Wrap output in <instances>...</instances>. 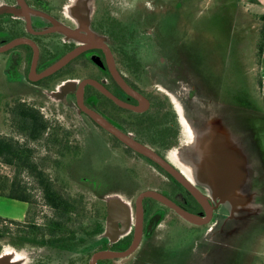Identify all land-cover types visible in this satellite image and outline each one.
I'll list each match as a JSON object with an SVG mask.
<instances>
[{
  "label": "rangeland",
  "instance_id": "obj_1",
  "mask_svg": "<svg viewBox=\"0 0 264 264\" xmlns=\"http://www.w3.org/2000/svg\"><path fill=\"white\" fill-rule=\"evenodd\" d=\"M53 1L58 8V26L66 29L57 31L59 43L87 41L89 37L109 40L125 59L123 69L126 65L133 68L142 87L152 90L175 117L179 116L177 107H181L192 123L193 131L187 135L176 120L177 144L167 153L180 166L188 165L197 179L198 172H204V178L198 180L204 182L207 191L201 188L216 202L217 210L213 220L203 225L193 239L187 236L182 258L176 264H264V202L260 198L264 186V75L260 71L262 60L257 57L264 2ZM191 75H201V93L213 89L214 95L227 100L226 110L235 114V120H243L242 126L246 127L235 126L212 102L197 94L189 96ZM78 79L58 75L33 83L27 75L0 74V137L28 144L36 161L48 156L46 172L52 175L54 186L84 206L74 236L49 243L47 221L52 212L43 204L36 181L22 171L20 178L36 201L26 221L36 223L44 234H39L37 241L27 239L22 252L15 251L9 243H21L19 237L25 235L28 225L0 221V264H30L45 255L69 264L102 249L132 227V205L140 190L122 175L124 183L112 187L118 178L113 160L105 158L99 148L88 154L90 143L100 139L71 95ZM206 81L208 88L204 86ZM15 101L39 109L50 125L47 133L54 129L69 142L71 150L57 166L53 160L61 158L60 148H53L43 139L29 141L12 124L9 108ZM75 145L79 146L77 155ZM195 146L206 153L203 165L190 155ZM15 171L14 166L0 160V176L11 178L18 173ZM120 173L128 175L127 168ZM24 206L5 200L0 209L17 216ZM233 228L238 230L233 233ZM94 230L99 233L92 234ZM157 255L147 257L146 264H162ZM125 259L110 262L122 264Z\"/></svg>",
  "mask_w": 264,
  "mask_h": 264
},
{
  "label": "flooded vegetation",
  "instance_id": "obj_2",
  "mask_svg": "<svg viewBox=\"0 0 264 264\" xmlns=\"http://www.w3.org/2000/svg\"><path fill=\"white\" fill-rule=\"evenodd\" d=\"M55 4L53 0H0V74L27 75V79L33 83L48 81L58 75L79 77L71 94L78 107L77 92L80 84L87 80L97 82L106 92L86 83L82 88L83 106L96 113L110 128L151 150L157 158L155 160L138 152L79 108L88 117L90 127L97 129L100 139L99 142L90 143L88 154H94L99 148L105 158L113 160L118 178L112 187L121 185L124 183L122 178L129 177L132 185L140 191L132 205L134 222L130 231L93 254L84 255L69 264H92V257L98 252H128L135 239L138 243L128 254L97 259L94 264H112L111 260L123 258L126 259L122 264H146L147 257L156 254L161 257L159 261L162 264H176L182 258L187 236L192 235L190 238L193 239L203 225L213 220L217 210L216 202L202 190L203 186L198 183L197 177L192 176L189 169L180 166L167 153L177 144L176 120L179 121V116L175 117L152 90L141 86L138 75H133V68L126 65L127 71L123 69L122 61L125 59L118 55L109 40L89 37L87 41L59 43L57 31L65 32L66 29L58 26V8ZM18 40L28 42L14 44ZM74 50H79L78 54L65 65L46 77H39ZM200 76L191 75L192 91L189 96H192V93L197 94L202 100L212 102L227 114L235 126L245 128L246 126H242L243 120H235V114L226 110V99L222 100L214 95L213 89H208L206 94L201 93ZM208 85L206 81L204 86L208 88ZM160 162H164L171 170L163 167ZM124 167L127 168L128 175L120 173L122 168L124 171ZM181 178L190 181L206 195L205 204L196 199ZM128 182L130 181H125ZM146 192L158 194L167 200V203L144 195ZM260 195L264 202V186L260 189ZM182 213L208 221L193 222ZM235 229L233 228V233L238 230ZM230 233L232 231L228 234ZM19 240L21 243L11 242L9 245L15 251L22 252L27 243L24 238L19 237ZM217 243L218 241H215V244ZM39 244L48 246L44 242ZM1 251L0 247V258ZM30 264L61 262L56 256L45 255L38 256Z\"/></svg>",
  "mask_w": 264,
  "mask_h": 264
},
{
  "label": "trees",
  "instance_id": "obj_3",
  "mask_svg": "<svg viewBox=\"0 0 264 264\" xmlns=\"http://www.w3.org/2000/svg\"><path fill=\"white\" fill-rule=\"evenodd\" d=\"M261 21L263 25L260 28L257 45V57L260 61L262 60L264 52V16L261 17ZM116 35L118 34L114 35L115 38L118 39V36ZM9 114L12 124H14L17 130L25 135L29 141L33 142L43 139L47 142H51L53 148H60L58 154L61 158L54 159V165L57 166L65 154H68L71 150L69 142L66 141L65 137L55 132L54 129L50 134L47 133L50 125L39 109H36L27 103L15 101L9 108ZM52 147H49L48 149ZM78 148L79 146L75 145V155L78 154V151L76 150ZM34 156V151L28 144L22 145L13 139L0 137L1 162L14 166L16 168L15 172H18L11 178L0 176V196L27 204V212L23 222L2 218H0V221H8L12 224H18L19 226H22V224L28 225L25 227V235L20 236L21 238H24L26 242L27 239L30 240L31 238L37 241L39 240V234H44L40 231L36 223L26 221L32 208L36 206V201L20 178L19 174L24 171L36 181L40 188L43 204L52 212L51 219H48L47 221L48 236H46V234L44 236H46L49 242L52 243L69 240L75 234V226L81 222L84 213V206L77 199L69 197L63 189L54 186L55 181L53 180L52 175L46 172V164L49 157L46 156L45 158L43 157L39 161H36ZM97 233H99V230H94L92 234Z\"/></svg>",
  "mask_w": 264,
  "mask_h": 264
},
{
  "label": "water",
  "instance_id": "obj_4",
  "mask_svg": "<svg viewBox=\"0 0 264 264\" xmlns=\"http://www.w3.org/2000/svg\"><path fill=\"white\" fill-rule=\"evenodd\" d=\"M20 42H28L27 40H18L16 41L14 44L16 43H20ZM79 50H74L73 52L67 54L66 56H64L63 58H61L57 63L53 64L52 66H50L44 73L43 75H39V77H46L49 74L53 73L54 71L58 70L59 68H61L63 65H65L70 59H72L74 56H76L78 54ZM37 55V54H36ZM36 57V56H35ZM86 83H90L92 85H94L97 89L101 90L102 92H106L102 86H100L97 82L92 81V80H87V81H83L80 84V87L78 89V104H79V108L86 112L87 114H89L97 123L107 127L108 129L111 130L112 133H114L116 136H118L122 141L126 142L127 144H129L131 147H133L135 150H137L140 153H143L145 155H147L148 157L157 160L156 156L154 155V153L149 150L148 148H146L145 146L134 142L128 138H126L124 135L120 134L117 130L110 128L107 124H105V122L94 112L90 111L89 109H87L85 106H83L82 101H81V97H82V88ZM122 86H124L122 84ZM125 87V86H124ZM116 102L119 103L118 100H115ZM160 164L171 170L164 162H160ZM181 181L183 182V184L193 193V195L196 197V199L202 203L205 204L206 203V195H204L200 190H198L197 188H195L193 186L192 183H190V181L185 180L184 178H181ZM144 195L146 196H153L156 197L158 199L163 200L165 203H167V200H165L164 198H162L161 196H159L156 193L153 192H146ZM187 219L193 221V222H197V223H205L208 220L206 219H200L198 217H195L193 215L190 214H185L182 213ZM138 240L135 239L130 250L128 252L125 253H117V252H112V251H103V252H98L96 254L93 255L92 257V264H94V262L97 259H106V258H116V257H120V256H124L126 254H128L131 250H133L135 248V246L137 245Z\"/></svg>",
  "mask_w": 264,
  "mask_h": 264
},
{
  "label": "bare ground",
  "instance_id": "obj_5",
  "mask_svg": "<svg viewBox=\"0 0 264 264\" xmlns=\"http://www.w3.org/2000/svg\"><path fill=\"white\" fill-rule=\"evenodd\" d=\"M177 112H178V115H179L180 124H181V126L183 127V130H184V133L187 134V135L191 134L192 131H193L192 130L193 126L191 125L190 121H188L187 118L183 115V111L181 110V107L180 108L177 107ZM205 150L207 151V149H205ZM203 151L204 150L201 149V147H199V146L196 147L195 146V148L193 147V149H192V154H190L195 159H198L199 162L201 161V165H203L204 164V161L207 159L206 153L203 152ZM183 167H185L186 169H189L190 170V174H192V176H195L196 177V175L188 167V165H184ZM198 176H199L198 179L199 178H204V172H198ZM198 183L202 184L204 190L207 191L205 184H203L204 182L198 180Z\"/></svg>",
  "mask_w": 264,
  "mask_h": 264
},
{
  "label": "crops",
  "instance_id": "obj_6",
  "mask_svg": "<svg viewBox=\"0 0 264 264\" xmlns=\"http://www.w3.org/2000/svg\"><path fill=\"white\" fill-rule=\"evenodd\" d=\"M259 1H263V2H264V0H259ZM260 71H261V75H264V52H263V57H262V61H261V68H260ZM263 83H264V78H263ZM263 92H264V91H263ZM5 200H9V201H13V202L22 203V204H24L25 206L22 208V211L20 212V215H17V216L7 215V214H5V213L0 209V218H2V219H6V218L8 217V218H10L11 220L18 221V222H23L24 219H25V216H26V212H27V204L24 203V202H20V201L12 200V199H8V198L1 197V196H0V204H3V201H5Z\"/></svg>",
  "mask_w": 264,
  "mask_h": 264
}]
</instances>
